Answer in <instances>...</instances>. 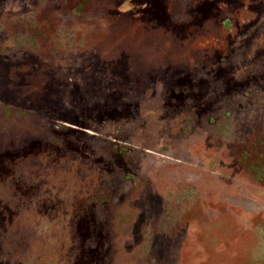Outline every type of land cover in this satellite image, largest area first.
<instances>
[{"label": "rangeland", "instance_id": "obj_1", "mask_svg": "<svg viewBox=\"0 0 264 264\" xmlns=\"http://www.w3.org/2000/svg\"><path fill=\"white\" fill-rule=\"evenodd\" d=\"M0 264H264V0H0Z\"/></svg>", "mask_w": 264, "mask_h": 264}]
</instances>
